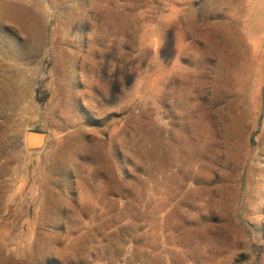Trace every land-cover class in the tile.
Instances as JSON below:
<instances>
[{
  "label": "rangeland",
  "instance_id": "1",
  "mask_svg": "<svg viewBox=\"0 0 264 264\" xmlns=\"http://www.w3.org/2000/svg\"><path fill=\"white\" fill-rule=\"evenodd\" d=\"M0 264H264V0H0Z\"/></svg>",
  "mask_w": 264,
  "mask_h": 264
},
{
  "label": "water",
  "instance_id": "2",
  "mask_svg": "<svg viewBox=\"0 0 264 264\" xmlns=\"http://www.w3.org/2000/svg\"><path fill=\"white\" fill-rule=\"evenodd\" d=\"M45 134L40 130H30L26 134V142L29 148H36L43 142Z\"/></svg>",
  "mask_w": 264,
  "mask_h": 264
}]
</instances>
